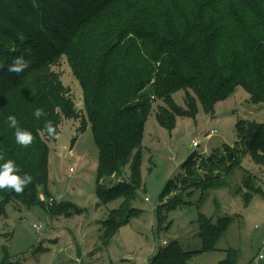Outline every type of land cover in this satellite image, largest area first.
Listing matches in <instances>:
<instances>
[{"label":"trees","instance_id":"1","mask_svg":"<svg viewBox=\"0 0 264 264\" xmlns=\"http://www.w3.org/2000/svg\"><path fill=\"white\" fill-rule=\"evenodd\" d=\"M63 56L83 89L80 131L91 125L100 149L99 201L129 199L126 187L141 184L143 136L152 111L171 130L177 116L195 117L199 103L212 113L238 86L253 103L264 104V0H0V164L12 160L15 174L32 177L19 193L0 189V218L11 202H39V188L49 177V139L57 138L63 117H79L70 90L51 68ZM18 57L28 67L10 72ZM179 91H185V107L175 102ZM37 109L43 112L39 118ZM49 121L54 135L46 128ZM17 129L31 133L32 143L18 144ZM238 131L246 152L264 162V123L240 121ZM245 171L248 200L259 189ZM179 203L160 204L159 220L163 208ZM126 204L105 221V238L136 210L124 211ZM229 221L200 215L204 251L215 248ZM196 253L174 241L160 246L151 264H193Z\"/></svg>","mask_w":264,"mask_h":264},{"label":"rangeland","instance_id":"2","mask_svg":"<svg viewBox=\"0 0 264 264\" xmlns=\"http://www.w3.org/2000/svg\"><path fill=\"white\" fill-rule=\"evenodd\" d=\"M51 68L70 90L79 117H63L57 138L49 139V177L39 188V202L6 206L0 218V264H151L164 241H179L184 251L197 252L193 264L254 263L264 244V162L246 152L238 123H264V104L253 103L248 91L238 86L215 103L212 113L199 103L195 117L177 116L171 130L161 126L152 111L143 136L141 184L130 183L127 167L126 193L133 197L102 204L97 194L100 149L91 125L80 131L85 114L82 86L67 56ZM185 95L174 94L181 107L186 106ZM245 170L259 189L248 200L242 185L249 174ZM124 201V211L136 210L105 238V221ZM173 201L180 203L163 208L159 220V205ZM201 214L215 220L230 217L215 248L206 251Z\"/></svg>","mask_w":264,"mask_h":264},{"label":"clouds","instance_id":"3","mask_svg":"<svg viewBox=\"0 0 264 264\" xmlns=\"http://www.w3.org/2000/svg\"><path fill=\"white\" fill-rule=\"evenodd\" d=\"M28 67V62H26L23 57H18L15 59L14 63L9 67L10 72L20 73L25 68ZM43 115L41 109H37L35 112V116L39 118ZM9 125L13 128H17V120L14 116L8 117ZM46 128L48 130L49 135L55 134V129L53 128L51 122L46 123ZM16 142L22 146H28L32 143L33 137L31 133L26 131H21L17 129L15 132ZM4 159L3 156H0V160ZM19 171L18 167L12 160H7L5 163L0 164V189L3 188H12L17 193L23 190V186L27 183H30L32 177L30 175H24L23 177L15 174ZM264 258V256H262Z\"/></svg>","mask_w":264,"mask_h":264},{"label":"built area","instance_id":"4","mask_svg":"<svg viewBox=\"0 0 264 264\" xmlns=\"http://www.w3.org/2000/svg\"><path fill=\"white\" fill-rule=\"evenodd\" d=\"M211 133L215 134V131H212ZM193 145L195 147H198L199 146V142L198 141H194ZM71 172L74 173V169L71 168ZM146 200H148V198H146ZM37 229H39L40 227L39 226H35ZM164 243L166 244L167 242L164 241ZM262 256H264V244L262 246V248L260 249V252L258 254V256L255 258V261L253 264H260L261 260H264V258H262Z\"/></svg>","mask_w":264,"mask_h":264},{"label":"water","instance_id":"5","mask_svg":"<svg viewBox=\"0 0 264 264\" xmlns=\"http://www.w3.org/2000/svg\"><path fill=\"white\" fill-rule=\"evenodd\" d=\"M132 107H134V105H133V104H130V105H127V106H126V109H130V108H132Z\"/></svg>","mask_w":264,"mask_h":264}]
</instances>
